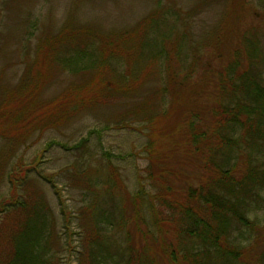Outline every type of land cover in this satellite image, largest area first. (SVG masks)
Instances as JSON below:
<instances>
[{"label": "trees", "instance_id": "1", "mask_svg": "<svg viewBox=\"0 0 264 264\" xmlns=\"http://www.w3.org/2000/svg\"><path fill=\"white\" fill-rule=\"evenodd\" d=\"M238 7L252 12L233 16V23H242L233 26L231 40L223 23L209 42L188 43L187 60L179 59L178 44L160 50L166 62L156 76L158 87L148 92L142 89L146 78L122 85L111 79L118 75L109 67L115 46L101 45V54L86 63L60 64L78 76L52 94L44 95V87L54 68L48 61L53 50L26 63L19 82L0 96V179L6 173L9 182L0 200V264H58L62 243L42 190L19 188L26 172L22 156L6 170L10 159L45 130L120 100L132 104L133 113H127L144 132V174L130 192L110 165L100 208L94 197L81 208L79 221H89V227L81 225L86 264H263L264 220L251 217L254 206L264 203V7L256 11L247 0ZM155 96L161 102L154 103ZM173 132L183 138L181 160L166 146ZM107 203L117 216L105 209ZM235 225L248 229L247 243L232 239Z\"/></svg>", "mask_w": 264, "mask_h": 264}, {"label": "rangeland", "instance_id": "2", "mask_svg": "<svg viewBox=\"0 0 264 264\" xmlns=\"http://www.w3.org/2000/svg\"><path fill=\"white\" fill-rule=\"evenodd\" d=\"M247 1L253 4L252 8L256 11L264 7V0ZM239 2L0 0V96L6 92L8 85L19 82L26 63L29 64L39 54L46 56L47 51L50 53L52 50L48 61L54 63V68L49 83L44 87V95L60 91L78 76L70 74L60 64L71 63L67 61L69 59L84 63L95 60L101 54L100 46L103 44L109 49L115 46L118 51L109 59V67L118 70V75L111 79L122 85L131 77L136 80L146 78L142 89L148 92L158 87L156 76L161 74L160 67L166 62H162L165 57L158 54L160 50L167 44H178L181 47L179 59L187 60L192 48L188 43L209 42L223 23L226 25V39L231 40L233 26L242 23V19L233 23V16L241 18L252 12L239 9ZM128 71L132 75H126ZM154 99V103L160 101L158 96ZM128 103L120 100L115 104L97 106L63 127L45 130L29 147L19 148L7 165L6 170L12 168V164L22 156V167H19L26 172L21 176L19 188H39L46 196L62 238L57 253L58 264L88 263L85 253L88 243L81 235V225L86 221L89 227V221L87 218L79 221L82 217L80 210L90 205L93 197L95 208H100L99 197L103 196V182L109 180V166L117 170L130 192L137 189V180L144 174V132L134 127L140 122L133 121L132 115H129L133 112L129 110L132 104ZM36 135L38 133L31 138ZM182 141L183 138L174 132L165 140L166 146L174 150L171 157L175 160L184 156L182 148H178ZM4 146L5 142L0 137V148ZM2 157L7 158L5 155ZM187 166L193 171L192 166ZM85 182H88V187ZM8 188L5 173L0 179V200L7 194ZM111 207L110 203L105 205L109 213L117 216L118 210ZM257 217L262 224L264 203L254 206L251 218ZM123 226L127 227V224ZM238 228L235 225L232 229V239L247 243L251 236L248 229ZM115 238L123 243L122 236ZM92 264H96L95 261ZM99 264L114 263L107 260Z\"/></svg>", "mask_w": 264, "mask_h": 264}]
</instances>
